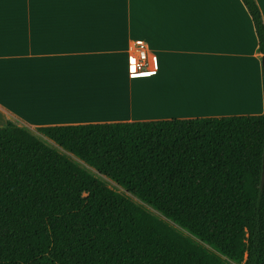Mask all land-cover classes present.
Here are the masks:
<instances>
[{
  "label": "trees",
  "instance_id": "trees-1",
  "mask_svg": "<svg viewBox=\"0 0 264 264\" xmlns=\"http://www.w3.org/2000/svg\"><path fill=\"white\" fill-rule=\"evenodd\" d=\"M37 132L0 127V264H264V113Z\"/></svg>",
  "mask_w": 264,
  "mask_h": 264
},
{
  "label": "crops",
  "instance_id": "crops-1",
  "mask_svg": "<svg viewBox=\"0 0 264 264\" xmlns=\"http://www.w3.org/2000/svg\"><path fill=\"white\" fill-rule=\"evenodd\" d=\"M135 40L155 74L130 77ZM258 48L241 0H0V127L263 114ZM137 82L177 87L189 103L150 113L95 101L98 88Z\"/></svg>",
  "mask_w": 264,
  "mask_h": 264
},
{
  "label": "bare ground",
  "instance_id": "bare-ground-1",
  "mask_svg": "<svg viewBox=\"0 0 264 264\" xmlns=\"http://www.w3.org/2000/svg\"><path fill=\"white\" fill-rule=\"evenodd\" d=\"M115 86L116 84H110L98 88L96 90L97 96L95 101L100 102L98 104H101L102 106L114 109H121L123 107L127 109L136 108L139 112L147 111L150 113H154V110H156L155 106L162 102L172 101L173 103H189L187 102L189 101V99H187L188 97H183L182 91L177 87L174 88L173 91V88L170 90L164 88V90H162L161 88H152V86L149 88L147 86V88H140L138 92H135L133 91V88L131 89L123 86V89H120ZM178 98L182 101H179Z\"/></svg>",
  "mask_w": 264,
  "mask_h": 264
},
{
  "label": "built area",
  "instance_id": "built-area-1",
  "mask_svg": "<svg viewBox=\"0 0 264 264\" xmlns=\"http://www.w3.org/2000/svg\"><path fill=\"white\" fill-rule=\"evenodd\" d=\"M128 72L130 77L139 78L155 74L156 67L153 54L148 45L141 40H135L130 46Z\"/></svg>",
  "mask_w": 264,
  "mask_h": 264
},
{
  "label": "rangeland",
  "instance_id": "rangeland-1",
  "mask_svg": "<svg viewBox=\"0 0 264 264\" xmlns=\"http://www.w3.org/2000/svg\"><path fill=\"white\" fill-rule=\"evenodd\" d=\"M139 78H140V77H139ZM137 83H138V85H136L134 88L132 87V88H133V91H135V92H138V90H140V88H141V89H142V88H147V86H148L149 88L151 87L150 82H148V83H145V82H137ZM128 87L131 88L130 86H128ZM132 88H131V89H132ZM41 137H42V136H41ZM44 140H45L47 143H49V145L51 144V145H53V147L58 148V147H57L53 142H51L50 140H48V139H46V138H44ZM72 158H73V160L77 161L79 164H81V165L87 167L89 170H91V172H92L95 176L99 177V178H100L103 182H105L110 188H112V189H114V190H116V191H118V192H120V193H123V194L127 195L128 197H130L132 200H134V201L137 202V203H141V201H140L138 198H136L135 196H133V195L127 193L122 187H120L118 184H116V183H115L114 181H112L111 179L107 178L106 176H103V175L98 174L97 171H95L93 168L87 166L83 161H81V160L78 159L77 157L72 156ZM147 208L149 209V211H150L153 215H155V216H159V217H161V218H165L164 216H162V214H160L157 210L153 209L152 207H150V206L147 205ZM170 223H171V225H173L174 227H176L177 229H179L184 235L190 236V234H189L186 230L180 228L179 226H177V225L174 224L173 222H170ZM233 264H238V263H233Z\"/></svg>",
  "mask_w": 264,
  "mask_h": 264
},
{
  "label": "water",
  "instance_id": "water-1",
  "mask_svg": "<svg viewBox=\"0 0 264 264\" xmlns=\"http://www.w3.org/2000/svg\"><path fill=\"white\" fill-rule=\"evenodd\" d=\"M262 66H263V77H264V55L262 56ZM264 184V157H263V175H262V185Z\"/></svg>",
  "mask_w": 264,
  "mask_h": 264
}]
</instances>
